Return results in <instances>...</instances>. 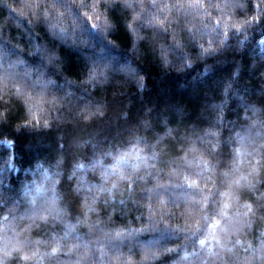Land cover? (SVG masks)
<instances>
[{
    "label": "clouds",
    "instance_id": "1",
    "mask_svg": "<svg viewBox=\"0 0 264 264\" xmlns=\"http://www.w3.org/2000/svg\"><path fill=\"white\" fill-rule=\"evenodd\" d=\"M0 264H264V0H0Z\"/></svg>",
    "mask_w": 264,
    "mask_h": 264
}]
</instances>
